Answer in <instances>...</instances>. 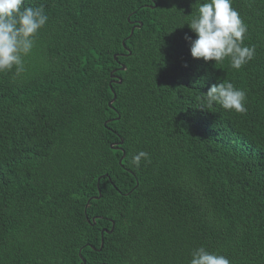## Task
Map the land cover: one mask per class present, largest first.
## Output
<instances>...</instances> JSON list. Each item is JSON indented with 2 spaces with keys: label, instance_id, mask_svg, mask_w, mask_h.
Instances as JSON below:
<instances>
[{
  "label": "trees",
  "instance_id": "obj_1",
  "mask_svg": "<svg viewBox=\"0 0 264 264\" xmlns=\"http://www.w3.org/2000/svg\"><path fill=\"white\" fill-rule=\"evenodd\" d=\"M200 2L25 0L48 21L0 73V264H264V0H232L240 70L191 57ZM220 82L246 113L206 106Z\"/></svg>",
  "mask_w": 264,
  "mask_h": 264
},
{
  "label": "clouds",
  "instance_id": "obj_2",
  "mask_svg": "<svg viewBox=\"0 0 264 264\" xmlns=\"http://www.w3.org/2000/svg\"><path fill=\"white\" fill-rule=\"evenodd\" d=\"M24 4L25 0H0V73L13 68L16 74L24 71V58L34 48V37L48 21L43 6ZM187 25L195 34V38L184 36L194 59L214 63L228 59L231 68L240 70L254 58L255 47L244 44L248 26L232 7V0H202ZM201 99L208 108L218 104L227 111L247 112L246 91L231 82L211 84ZM142 158L147 160L148 154L139 151L133 163L139 167ZM190 257L188 264H232L227 256L209 252L204 246L193 249Z\"/></svg>",
  "mask_w": 264,
  "mask_h": 264
},
{
  "label": "water",
  "instance_id": "obj_3",
  "mask_svg": "<svg viewBox=\"0 0 264 264\" xmlns=\"http://www.w3.org/2000/svg\"><path fill=\"white\" fill-rule=\"evenodd\" d=\"M132 32H133V29H131L130 36L132 35ZM129 54H130V53H129ZM121 70H125V67H122ZM116 83L121 84V79L118 78V80L116 81ZM112 93H113V98L108 102V106H109V107H111L112 103H113L114 100H115V94H114L113 91H112ZM119 144H122V141H121ZM111 147L113 148V145H112ZM115 149H120V148H118V147L116 146ZM122 157H124V153H123V156H122ZM120 162H121V160L119 161V163H120ZM97 187H98V185H97ZM98 192H99V188H98ZM96 198H98V197H96ZM93 221H94V219H93ZM110 231H112V229H111ZM110 231H109V232H110ZM102 242H103V238H102V232H101V245H102Z\"/></svg>",
  "mask_w": 264,
  "mask_h": 264
}]
</instances>
